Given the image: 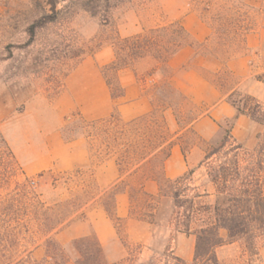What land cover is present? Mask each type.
Masks as SVG:
<instances>
[{
    "label": "rangeland",
    "instance_id": "1",
    "mask_svg": "<svg viewBox=\"0 0 264 264\" xmlns=\"http://www.w3.org/2000/svg\"><path fill=\"white\" fill-rule=\"evenodd\" d=\"M192 14L211 30L205 43L195 44L191 38L179 34L177 25ZM152 31L156 33L149 38L158 46L149 55L135 60L127 71H144L138 81L154 100V114L133 124L122 120L109 123L110 118L94 123L84 120L83 111L93 113L98 109L102 91L113 90L115 96L121 93L115 71L107 68L122 41L140 34L148 38ZM248 36L264 40V0H116L97 17L77 6L76 0H0V141L7 143L15 157L13 161L0 153V183L5 185L10 174L16 173L10 191L16 184L26 186L51 207L53 220L69 218L55 238L68 250L70 264L80 260L72 248L74 241H70V236L59 235L70 226V217L97 191L90 174L75 176L70 181V173L28 170L26 165L34 157L49 152L51 145L47 138L60 132L66 141L85 136L95 155L121 158L126 167L130 160L134 162L154 146L162 145L172 135L166 128L165 107L169 109L167 116L176 117L182 128L204 114L202 106L191 104L168 84L172 71L167 64L186 46L201 57L221 62L250 56L258 75L241 89V98L236 99L243 105L242 99L251 93L264 106V86L257 84L259 77L264 79V49L261 53L250 52ZM121 54L126 61V54ZM142 60L153 61L158 66L148 72L149 64L139 67ZM212 79L222 91H229L235 85L225 67ZM104 83L108 88H104ZM107 98L109 105L122 103ZM182 143L190 147L196 139L187 134ZM216 148H210L209 152ZM227 152L213 157L192 179L178 185L161 179L159 169H155L159 162L136 178L131 191L132 224L127 220L115 223L118 243L104 252L108 263L175 264L170 257L172 253L190 259L194 238H185L176 231L190 205L176 208L174 193L180 192L181 202L196 201V210L200 209L198 203L213 202V196L203 200L195 197L213 195L208 175L231 159L226 157ZM154 175L159 181V194L142 193L140 184ZM83 185L87 192L82 191ZM6 193L7 190L0 189V195ZM107 203L112 208V202ZM137 222L142 224H134ZM89 238L93 241V236ZM34 241L35 246L44 242L39 236ZM168 250L170 253L165 254ZM44 254V249H40L35 258L41 260ZM217 254L221 264H264V241L257 263H251L238 246L224 247ZM81 264L89 262L85 260Z\"/></svg>",
    "mask_w": 264,
    "mask_h": 264
},
{
    "label": "crops",
    "instance_id": "2",
    "mask_svg": "<svg viewBox=\"0 0 264 264\" xmlns=\"http://www.w3.org/2000/svg\"><path fill=\"white\" fill-rule=\"evenodd\" d=\"M181 26L195 44L205 43L211 35V30L206 23L193 14L183 18ZM247 47L250 52L261 53L264 49V40L248 36ZM115 60L114 52L111 64ZM144 64L150 65L146 69L148 72H152L151 70L158 66L153 61L142 60L139 67ZM224 67L235 80L234 87L229 91H222L212 79V76L220 73ZM167 68L172 71L168 79L171 89L191 104L202 106L204 114L182 128L176 121V117L167 116L169 109L165 107L164 120L168 133L172 135L167 138V141L164 140L162 146L145 161L138 164L139 159H134V162L132 159L126 167V163L121 158L113 159L110 155L106 157H102L101 154L95 155L85 136L66 141L60 132L52 138H47L46 142L51 145L49 152L34 157L33 161L26 165L28 170L38 172L70 173V181L75 176L84 177L86 174H90L93 180L97 193L92 195L74 216L70 217V226L59 237L70 236V241H76L93 236L96 237L103 251L108 252L111 246L118 243L115 223L127 220L129 224H132L130 215L133 182L144 171L153 168L156 162H159V165L155 169H159L161 179L166 182L176 181L190 171H196V174L204 163L209 149L218 147L228 131L231 141L244 145L247 150L256 149L259 136L262 134L261 128L264 129V127L254 123L247 116L238 117L236 109L229 102L235 92H241V89L258 75L254 72L250 56L221 62L216 58L201 57L192 47L186 46L170 59ZM127 70L128 68L123 69L117 74L123 89L122 98L114 100L112 91H102L103 98L99 97L101 101L98 103V109L93 113L83 111L84 120L94 123L111 118L117 113L122 121L131 123L154 114L156 111L154 100L146 93L142 82L138 81V77L144 71L130 72ZM257 82L258 85L264 86L263 82ZM108 87L104 83V88ZM249 95L252 94L249 93ZM108 96L111 102L122 101V103L109 105ZM228 124L229 126L226 127ZM173 125L176 126L174 129H172ZM187 134H191L196 139V143L190 147H185L182 143V139ZM167 148H170L169 154L165 156L163 151ZM81 188L83 192H87L88 188L85 185ZM139 190L149 196L158 195L160 185L157 177L154 175L145 178ZM108 201L112 202V208L109 207ZM78 216L81 217L77 218ZM194 252L195 238L190 259L180 258L187 263H192Z\"/></svg>",
    "mask_w": 264,
    "mask_h": 264
},
{
    "label": "trees",
    "instance_id": "3",
    "mask_svg": "<svg viewBox=\"0 0 264 264\" xmlns=\"http://www.w3.org/2000/svg\"><path fill=\"white\" fill-rule=\"evenodd\" d=\"M113 1L116 0H76L77 6L93 17H97L101 10L109 9ZM177 26L180 36L190 38L181 25ZM155 33L156 31L149 32L148 38L140 34L123 40V45L115 51V62L107 69H113L117 75L119 71L129 68L135 60L149 55L157 45L152 42L149 35ZM121 52L126 54V61L122 59ZM258 81L264 83L262 77H259ZM109 87H112L110 82ZM120 90V95L113 94L114 100L122 98L121 86ZM240 96V92H235L229 99L237 111V116H247L254 123L264 127V106L249 95L242 99V105V101L237 100L241 98ZM249 103L253 106H249ZM113 120L121 121L117 113L107 122ZM230 141L228 131L223 142L216 149L208 152L204 163L200 166L201 169L213 157L223 154L224 151H228L226 157L231 156V159L212 169L208 175V183L212 186L213 195L195 197L196 200H203L213 196V202L198 203L200 209L196 210V201L181 202L180 192L174 193L176 208L184 209L185 205H190L185 211L184 220L176 227L177 234L195 238L193 262L187 263L172 253L170 257L175 264H221L218 250L231 246H238L251 263H257L260 259L264 241V134L259 136V143L252 152L244 145L230 144ZM161 146H154L143 154L137 163L145 161ZM169 149H166L165 156H168ZM0 153L15 160L3 139L0 141ZM195 172L190 171L176 181L167 182L178 185L192 179ZM13 177H16V173L10 174L5 185L0 183V189L7 190L5 195H0V264H70L68 250L55 238L67 225L69 218L53 220L50 215L51 207L42 202L39 195L28 191L26 186L16 184L15 189L10 191L9 186ZM37 236L44 241L42 245L35 246L34 238ZM29 245L33 248L30 249ZM72 248L80 259L75 262L76 264H81L85 260L89 264H109L96 237H93V241L90 238L76 240ZM40 249H44L45 254L43 259L38 260L35 256ZM167 253H170V250L165 252Z\"/></svg>",
    "mask_w": 264,
    "mask_h": 264
},
{
    "label": "built area",
    "instance_id": "4",
    "mask_svg": "<svg viewBox=\"0 0 264 264\" xmlns=\"http://www.w3.org/2000/svg\"><path fill=\"white\" fill-rule=\"evenodd\" d=\"M32 184L34 185V182H32Z\"/></svg>",
    "mask_w": 264,
    "mask_h": 264
}]
</instances>
